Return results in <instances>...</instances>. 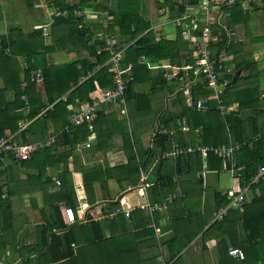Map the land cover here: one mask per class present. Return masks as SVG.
<instances>
[{"label": "crops", "instance_id": "obj_1", "mask_svg": "<svg viewBox=\"0 0 264 264\" xmlns=\"http://www.w3.org/2000/svg\"><path fill=\"white\" fill-rule=\"evenodd\" d=\"M134 1H137L136 11L150 23L157 37L176 39L178 19H185L187 27L196 19L201 20V26L215 24L220 31V42L224 43L218 58L225 66L230 84L225 87L211 85L205 77L210 93L205 95L198 90L197 100L193 103L191 89L201 80L200 73L203 72L195 69L197 74L190 80L189 69L172 66L169 59H146L151 70L149 79L136 85L135 91L140 95L148 94L149 100L146 97L131 99L126 102L125 111L106 104L111 126L105 124L100 128L99 139L95 133L90 140L84 141L90 142V147L82 146V142L70 155H63L70 146L60 144L56 153L59 162L55 165H44L40 158L17 161L4 154L0 159V264H220L224 246L230 239L244 242V208L229 193L244 188L236 177V170L232 171L231 166L220 171L206 167L198 169L194 152L200 137L190 136L186 116L178 130L186 134L188 145L184 147L192 148V152L173 157L170 152L179 147L176 135L167 137L171 148L167 153L157 143L156 136L165 133L161 127L165 111L180 114L188 109L187 106L195 105L201 114L195 122L199 119L202 123L208 122L212 113L209 101L214 100L222 102L218 106L222 116L230 112L240 116L244 126L241 133L256 134L258 128L257 134H264V0H239L230 6L215 4L207 9L200 2L191 4L186 0L189 2L181 16L177 15L179 6L167 5L166 0ZM70 2L62 6L55 0H0L2 100L12 103L17 90L28 86L24 70L34 52L39 53L41 62L46 65L68 64L87 56V51L70 42L69 27L56 22L60 17H67L66 6H78L76 16L92 21V24L99 21L98 29L95 28L97 25H91L90 44L99 38L105 42V36L112 35L113 20L105 25L98 16L105 11L112 14L118 0H106L105 4L100 3L101 0L92 1L86 9L79 6L80 0H68ZM79 11L83 15H78ZM82 25L81 22L78 27ZM195 30L191 28L188 32L195 35ZM57 41L67 47H57L50 52L43 48L54 46ZM3 42L10 44L5 52H2ZM103 49L107 50L106 44ZM196 52L197 49L195 56ZM183 55L184 62L185 56H189L188 49ZM89 60L93 61L94 57ZM158 70L166 73L168 86L156 79ZM182 70L185 79H176ZM172 78H175V84L170 85ZM28 90L35 95L40 93L46 101L42 80L37 81L35 92L30 87ZM232 90L233 93H226ZM203 100L207 101V106L199 105ZM19 132L18 129L14 133L16 139ZM241 133L238 131V135ZM56 136L52 129L47 139H56ZM157 149L162 151L163 157L155 172ZM150 150L156 156L152 157L148 170L142 172L137 184L132 185L127 178L120 184L118 174H107L108 168L124 165L129 158L128 170L134 171L137 164L140 166V157L145 160L150 156ZM182 155H186L187 164L178 167ZM203 157L206 156L203 154ZM160 174L173 176L174 183L159 186L160 191L152 193L151 188L158 185ZM143 176L152 183L150 187L142 185ZM186 184L190 189L184 187ZM171 187H174L173 191L180 187L185 196L169 203L166 209L151 210L148 205L163 202L161 198ZM209 188H212L210 192ZM217 192L221 196L227 194L230 202L215 211L214 194ZM2 194L6 195L2 197ZM244 196L250 210L263 207L264 179L253 188L248 186ZM116 203L119 206H115ZM67 206L75 212L76 219L71 224H67ZM118 207L122 211L110 215ZM221 208H226L225 225L210 227L216 219H221L217 214ZM189 217L192 218L188 227L182 220ZM166 225L170 228L162 232L161 228ZM175 229L181 234H196V237L181 251V257L172 259L167 241L173 238ZM260 252L264 258V241L260 243ZM247 263L264 264L250 258ZM223 264H241V260L231 256Z\"/></svg>", "mask_w": 264, "mask_h": 264}, {"label": "trees", "instance_id": "obj_2", "mask_svg": "<svg viewBox=\"0 0 264 264\" xmlns=\"http://www.w3.org/2000/svg\"><path fill=\"white\" fill-rule=\"evenodd\" d=\"M92 1L96 0H80L78 4H80L79 6H81L82 9H86ZM55 2L62 6L65 3L71 4V2L68 3V0H55ZM105 2L106 0H101L100 3L105 4ZM188 2L189 1L186 0L165 1L167 5L171 3L179 6V11L177 12L178 16L182 15ZM190 2L191 4H195L196 2L199 3V0H190ZM136 4L137 1L134 0H118L117 6L111 11L113 22L110 28L112 33H110L116 37L118 42L129 44L125 50L122 62L124 65H128L129 63L132 64L134 80L128 84L126 90V102L140 97H146L149 100L148 94L140 95L135 91L136 85L144 82L145 78L149 79L151 70L145 61L146 59L152 61L169 59L172 66H177L179 68L191 65V68L189 69V79L193 80L197 74L194 66L196 62L194 52L198 45L196 39H193V37H199L206 25L205 23L201 26L199 24L201 20H193L189 22L187 27L185 19H182L180 25L177 26L179 29L176 39L170 40L163 36L157 37L153 29L150 28V23L144 20V17L139 14L138 10L136 11ZM77 7L78 6L75 4L69 7L66 6L68 12L67 17H60L56 22H58V24H66L69 27V30H71L69 33L71 36L70 42L73 45L78 46L80 49L87 51V56L68 64L59 65L51 63L46 65L41 62L39 53L34 52L31 59H28V67L24 70L28 86H25L24 90H17L12 103L2 100L0 92V136L16 133L19 129L18 122L24 119H31L32 122L28 128L16 135V140L19 142L35 143L38 141H45L49 137V133L52 129L57 133L56 139H54L53 143L37 149L30 158L32 160L40 158L44 160V165H55L59 162V160L56 159V153L60 144L70 146L69 151L63 153V155H70L79 144L90 140V137L95 133L97 139H99L100 136L98 133L102 131L100 128L105 124L111 126L110 114L107 112L108 110L106 109L105 103L99 105V109L93 121L85 122L80 125H73L70 123L71 105H80V102L91 103L96 91L110 88L114 85L113 74L110 67L109 65H104L110 57L109 52L103 49L105 46L104 40L99 38L92 44H90V41L88 40V36L91 32V25H97L98 27L96 26V29L101 25L99 24V21L92 24V21L84 20L83 18L76 16L75 11ZM81 22L83 23L82 27H78V24ZM209 26L212 35V40L210 41V55L212 59H218L219 51L224 43L220 42V31L217 26L213 23H210ZM191 28H196L194 31L196 36L191 33L189 34L190 37L183 35L184 30H189ZM62 44L63 43L57 41L56 45L43 46V48L46 52H50L57 47H67V44H65L64 47H62ZM9 45L3 42L2 52H5L6 46L9 47ZM185 49H188L189 56H185V61L183 62V51ZM90 57H94V60L90 61ZM98 66L101 67L98 68ZM38 69L42 74L46 101L42 99L40 93L35 95L28 90L29 87L34 89V92L36 90L37 81L35 73L39 71ZM90 71L94 72L92 75L88 76ZM181 74L182 75L177 76L176 79H185L186 76L183 70L181 71ZM200 77L201 80L191 89L193 103L197 100L195 95L198 90L202 91L205 95L210 93L205 85L206 74L200 73ZM156 79H158L164 86L169 85V79L167 78L166 73L162 72V70L157 71ZM174 80L175 78L170 80V85L175 84ZM226 93H233V90ZM221 104L222 102L219 100L209 101L208 107H210L212 113L209 115V121H203V123L200 119L198 122H195L197 119L196 117L201 116L195 105L187 106L188 109L180 114L172 111H165L161 118V127L162 130H165V133H158L156 141L165 153L171 151L169 146L170 142H167V137L170 134L176 135L175 139L177 141V146L188 145L185 138L186 134L178 130L180 122L183 120V117L186 116L191 128L188 133L191 137H200L197 142L199 146H195L196 151L194 152L198 169L206 167L207 170L216 171L229 168L230 163L228 159L216 154L212 150L208 151L204 158L200 147L217 148L222 146L229 147L235 143L240 144V148L236 151V177L242 187H244L245 184L251 183V180L256 175L259 167L264 165V134H257L260 132L258 128L255 131L256 134L253 133L246 135L245 133H241L244 126L241 124L242 121L240 116L236 112L226 113L222 116L218 108ZM242 104L243 103H241V106ZM45 108L46 112L41 114L42 110ZM119 110L125 111L124 108ZM171 130L176 131L170 133ZM197 130H199L198 133L196 132ZM238 131L241 134L238 135ZM3 156L4 154H0V159ZM9 156L13 158L11 155ZM154 156H156V153L152 150H150V156L145 160H143V157L141 156L140 166L137 164L134 171L128 170V166L131 165V158H129L128 162L124 165H117L108 168L109 171L107 174L109 176L118 174V182H120V184L123 179L127 178L132 185H135L139 182L142 172L148 170L152 157ZM185 157L186 155L180 157L178 167H183L187 164ZM134 158L136 157L134 156ZM165 159L166 156L164 157V160ZM160 177L158 185L156 184V186L151 188L152 193L154 190L158 193L160 191L159 186H168L169 183L172 184L175 180L173 179V176L169 177L168 175L160 174ZM260 182H262V180L258 183L250 184V188H253ZM1 188L2 187L0 186V195L2 193ZM173 190L174 187H171L170 190H168V193ZM168 193H166L161 199L164 200ZM214 201V209L217 211L221 206L227 205L230 202V199L227 194L221 196L217 192L214 194ZM240 204L244 208L242 214V226L246 233V238L243 243L231 241L230 239L224 246L223 257L220 264L225 263L226 259L231 257L228 254V249L231 246L240 247L244 250L246 258L241 260V264H248L247 260L249 258L264 263V258L260 252V243L264 241V234L262 233V230L264 229V206L250 210V205L245 203L244 200ZM117 205L119 206V203H116L115 206ZM191 218L192 217L184 219L182 222L184 221V224L189 227V221ZM226 221V216H224L222 219H216L210 227L224 226ZM64 225V227L67 226V224ZM195 237L196 234L190 232L181 234L178 229H175V235L171 240L167 241V245L171 248V258L173 259L178 256L181 257V251L188 246Z\"/></svg>", "mask_w": 264, "mask_h": 264}, {"label": "built area", "instance_id": "obj_3", "mask_svg": "<svg viewBox=\"0 0 264 264\" xmlns=\"http://www.w3.org/2000/svg\"><path fill=\"white\" fill-rule=\"evenodd\" d=\"M239 0H199L200 4L202 6H205L206 9L209 8L211 5L219 4V5H225L230 6L235 4ZM243 2L247 0H242ZM94 13V12H93ZM78 15H83L82 11L78 12ZM98 18H101V21L107 25L108 23H111L113 20V15L110 14V12L105 11L103 14L99 15ZM198 20V19H196ZM181 20H177L178 23ZM190 33L188 30L183 31V35H186L187 37H190ZM211 28L209 24H206L203 28L202 34L199 37H193V39H196L198 45H197V52H196V62L194 64L195 68L200 70L201 72L206 74V77L209 80V83L211 85H220V86H227L230 84V80L225 76V66L221 59H212L210 52L208 51V46L210 44L211 39ZM105 44L106 49L110 54L108 62H106L105 65H109L110 70L113 74V87L100 89L95 92L93 95V101L91 103H85L80 102V105H71V115H70V123L73 125H80L85 122H91L96 117V113L99 109V105L102 103L110 104V106L114 108H124L126 106V90L128 87V84L134 80V75L132 72V64L124 65L123 64V58L125 54L126 48L129 46V44L120 43L117 41V39L112 35L105 36ZM99 68V66H98ZM191 65L183 66L181 69H190ZM94 72V71H93ZM92 71L88 73V76L93 74ZM180 73L178 76H181ZM36 81L42 80V75L40 71H37L35 73ZM46 112V108L42 110V113ZM31 119H24L20 120L18 122L19 130L23 131L31 124ZM54 138L47 139L45 141H38L35 143L30 142H19L15 138V134L10 135H2L0 136V154H9L11 155L15 160L18 161H25L31 158V155L34 151L37 149L49 145L53 143ZM82 146H90L89 142L82 143ZM240 148V144L236 143L235 145H231L229 147H200L202 150V153L204 156L207 155V152L212 150L216 154L226 157L230 163L232 171L236 170V163H235V152ZM192 148L179 146L173 151L170 152V155L173 157H178L183 153H190L192 152ZM264 179V165L260 166L256 175L252 178L251 183L257 182ZM59 183V182H58ZM251 183H247L244 185V188L241 190H238L237 193L234 191H229V193L233 196L234 201L236 203H241L244 199V190L250 186ZM142 185L144 187H150L152 185L151 182H149L146 179V176L142 177ZM6 194H2V197H4ZM185 193L183 190L178 187L175 191L169 193L167 197L164 199L163 202L160 203H154L153 205H148V207L153 209H166L167 205L177 198L184 197ZM122 209L118 208L116 211L110 213V215H114L115 213L121 212ZM127 214H129V211H125ZM65 214L67 217V224H71L75 221V212L72 207L67 206L65 208ZM218 217L222 219L224 215L226 214V208H221L220 211L217 213ZM228 254L232 257H235L239 260H244L246 258V254L244 250L240 247L231 246L228 249Z\"/></svg>", "mask_w": 264, "mask_h": 264}, {"label": "water", "instance_id": "obj_4", "mask_svg": "<svg viewBox=\"0 0 264 264\" xmlns=\"http://www.w3.org/2000/svg\"><path fill=\"white\" fill-rule=\"evenodd\" d=\"M199 105L200 106H207V101L203 100V101H200L199 102ZM158 150V160H157V164H156V167H155V172L157 170V167L159 166V164L161 163L162 161V157H163V153L161 150L157 149ZM150 182V181H149ZM119 201V199L117 200V202ZM170 228L169 225H166L164 227L161 228V231L164 232L166 230H168Z\"/></svg>", "mask_w": 264, "mask_h": 264}, {"label": "rangeland", "instance_id": "obj_5", "mask_svg": "<svg viewBox=\"0 0 264 264\" xmlns=\"http://www.w3.org/2000/svg\"><path fill=\"white\" fill-rule=\"evenodd\" d=\"M193 182L196 183V182H198V180H194ZM198 185H199V184H196V186H198ZM184 187H187L188 189H190V185H189V184H188V185L186 184ZM198 189H200V188H198ZM211 190H212V188H211V189L209 188V192H210Z\"/></svg>", "mask_w": 264, "mask_h": 264}]
</instances>
